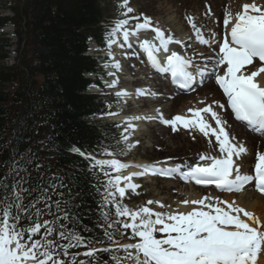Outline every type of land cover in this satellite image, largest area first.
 Segmentation results:
<instances>
[{
    "label": "snow or ice",
    "instance_id": "1",
    "mask_svg": "<svg viewBox=\"0 0 264 264\" xmlns=\"http://www.w3.org/2000/svg\"><path fill=\"white\" fill-rule=\"evenodd\" d=\"M126 9L122 15L131 13L128 0H122L119 5ZM138 19V18H134ZM197 41L201 44H215L217 37L212 33L208 39L204 38L202 30L197 27L192 17H188ZM128 19H120L107 33L109 49L116 43L113 39L118 33L122 35L125 44L130 35H136L140 30L151 28V19L143 17L142 23H137L134 29H128ZM223 24L225 35L218 44L219 52L213 60L209 58L215 72L221 66L223 74H217L216 83L227 98V106L231 109L236 120L244 122L248 128L257 133H264V83L256 77L264 73V66L250 74L242 71L246 65L253 64L258 59L264 62V5L244 3L241 10L232 13L225 11ZM155 33L152 40L140 42V48L146 53L148 61L160 72L171 73L172 82L180 88L188 89L193 84L196 76L204 77L206 68L195 67L191 57L171 51L166 55L163 63L157 58L156 53L163 50L169 53V45L173 42L180 44L171 35L166 36L158 27L152 28ZM123 46V45H121ZM131 47V44H128ZM109 55L111 53L109 52ZM107 66V65H106ZM113 67L119 69V62ZM194 69V70H190ZM114 75V73H109ZM118 83L113 80L108 87H115ZM147 90L137 89L136 95H146ZM126 90L116 92L118 98L128 96ZM220 109L225 107L218 101H213ZM159 113V109L156 110ZM190 117L175 115L172 119H165L162 114L159 119L166 125H171L172 131H177V124L185 129L198 130L205 137L210 134L215 137L219 146L220 156L201 154L199 162L195 165L176 164L172 167H159V162L153 164H128L114 158L116 153L107 149L101 155L113 157L111 159H97L80 149L73 147L72 152L79 153L91 162L93 169L98 168L108 177L105 184V203L114 205L116 219L111 220L108 213H103L107 225L104 236L110 242V247L94 248L93 243L86 240L74 230H69L61 220H69L70 214L66 208L68 201L64 200L63 193L59 199L53 201L52 196L57 189L65 185L62 177H50L44 186L43 177L41 184L25 188L24 184L30 177L21 176L25 171L19 162L13 161L10 171L0 179V264H100L97 254L100 252L119 253L110 259L114 264H257L258 256L264 254V222L256 217L253 212L246 211L236 205L235 201L229 203L219 197H204L196 200H184L183 204L198 205L188 212H158L148 206L130 209L127 205L118 202L117 193L124 197L126 190L136 191L140 185L132 182L133 177L146 174L172 176L178 174L185 181H194L197 185H214L217 189L227 192H238L246 185L254 182L255 188L264 193V153L257 152L255 156L254 174L242 173L241 166L236 164L235 158H240L247 152L243 144L234 143L235 137L230 136L226 130L227 121L211 105L202 108L188 109ZM117 115V113H108ZM151 116H133L131 120L154 119ZM209 118L215 122V127L209 123ZM134 126L129 122L125 132ZM124 142L128 136L121 134ZM134 145L128 144L131 148ZM123 154V149H121ZM171 159V158H169ZM32 164V160H27ZM129 167L141 169L122 175V171ZM185 167L187 170H185ZM37 168L39 165L37 164ZM110 171H105V169ZM112 173H116L112 175ZM12 178V183L7 182ZM123 183V186L121 184ZM36 198L25 206V194ZM214 200V202H213ZM207 201V202H206ZM156 203L164 207L160 201H147V204ZM43 207H39V205ZM227 205V210L221 205ZM55 208V212L53 211ZM241 214H243L242 218ZM45 215L52 219H43ZM26 218L30 221L28 226L21 227L20 221ZM127 218V219H124ZM123 220V222H121ZM119 225L124 231L131 229L132 243L120 244L114 239L113 229ZM103 226V225H102ZM42 232V234H41ZM157 233L161 234L157 236ZM39 236V238H35ZM56 237L53 239L52 237ZM25 237H27L25 239ZM60 241H66L61 243ZM86 247L88 251L69 254V249ZM79 256L85 259H79Z\"/></svg>",
    "mask_w": 264,
    "mask_h": 264
},
{
    "label": "trees",
    "instance_id": "2",
    "mask_svg": "<svg viewBox=\"0 0 264 264\" xmlns=\"http://www.w3.org/2000/svg\"><path fill=\"white\" fill-rule=\"evenodd\" d=\"M3 1L12 15H0V29L12 26L17 41L15 60L8 64L12 43L0 31V179L13 161L25 169L21 176L30 177L25 188L41 184V177L44 186L59 182L49 181L50 177H62L65 187L57 189L52 200L59 199L62 192L70 217L60 223L93 241L90 247L110 245L102 215L108 213L111 220L116 219L114 205L105 203L108 177L93 169L89 159L71 151L75 147L88 155L106 157L101 153L107 149L116 153L115 157L123 155L118 126L93 120L110 113L109 103L86 92L92 83L86 74L102 72L98 59L86 54L87 45L93 40L99 50L108 47L107 33L112 26L107 12L100 0ZM29 159L32 164L27 163ZM7 182L11 184L12 178ZM35 198V193L25 194V206ZM29 223L22 218L20 226ZM108 231L114 232L116 241L124 236L119 225ZM86 249L71 248L69 254ZM114 254L124 255L122 251L100 252L97 257L100 264H114L110 259Z\"/></svg>",
    "mask_w": 264,
    "mask_h": 264
},
{
    "label": "bare ground",
    "instance_id": "3",
    "mask_svg": "<svg viewBox=\"0 0 264 264\" xmlns=\"http://www.w3.org/2000/svg\"><path fill=\"white\" fill-rule=\"evenodd\" d=\"M135 1L136 0H132L130 2L131 5H135ZM139 2L141 3V10L145 14H147L148 17L152 16L150 18L152 20L151 28L140 30L136 35H130L128 43L122 44L123 49L125 46L129 48L128 44H131V47L129 49L133 48L135 49V52H137L136 55H134V56H137V58L132 57L133 55L132 56L130 55V57H128V60H129L127 63L128 68L126 66L122 67V64H121L122 57H119V56H114L113 63H112L114 64L115 62H119L120 64L119 69H120L121 75L123 76L120 82L125 83V84L131 83V85L136 90L144 88V87L142 88V86L140 87V85L145 84L144 80L139 77L140 75H142L141 77H143V75H145L144 77H146L147 75L151 73L153 74V71L150 67V64H149L150 62L148 61L147 55L140 48V42H142L143 40L153 39L155 33L152 31V28L158 27L161 31L165 33L166 36L171 35L174 38V41L175 40L181 41L180 44H176L175 42L171 43L169 47V50H170L169 53L171 51H177L179 49L180 54L191 57L193 63H196V62L203 63L204 62L203 64L205 65H203L202 63H201L202 65L201 64H195V65L193 64V65L195 67L205 66V68H207L208 70L206 72L211 74L213 72L211 70L213 69L214 65L212 62H209V58H212L214 60L215 57L218 55V52H219L218 44L222 42L223 37L225 35L226 30L223 24L225 11L230 10L232 13H235L241 10V6L244 3H252L253 0H240V1L230 0L229 3H227L224 0H162L161 2L160 0H139ZM255 2L258 5H264V0H255ZM207 7L208 9H206ZM173 8L177 10V13L178 12L180 13L178 20H176L177 15L173 16V11H174ZM188 17H192L194 21L196 22V24L198 23V26L202 24L203 28L201 27L200 28L202 30V33L205 39H208L212 33H215L217 37V43L207 44V45L201 44L199 41H197L194 30H193V34H187L188 33L187 31H189L188 27L190 26L188 19H187ZM132 18L133 19L131 20L130 26L127 27L130 30L134 29V26L137 23H142L140 18L138 19H134L136 17H132ZM121 49L122 48H120L119 45L115 47V50L120 51ZM169 53H165L163 52V50H161L160 52L156 53V55H157V58L160 59L159 57H161V55L163 58H166V55ZM134 58L138 60V64L142 65L145 72H140L138 69L134 68V61H135ZM261 66H264V65L254 60L253 64L246 65L242 71H244L245 74H250L251 72L259 69ZM223 67L224 66H221L218 69L217 74H223ZM114 75L116 76L115 72H114ZM160 80H162L164 83V87L162 89H167V91L173 95V97L171 98V101L169 102V107L165 110V113H171V112H174V110L176 111L179 110L178 112L179 115L190 117L191 113L187 111L188 109L202 108L204 104L207 105L211 103V106L213 107V109L220 114L223 120L227 121L226 130L229 132L230 136L235 137V141L233 142L237 144L245 142L247 152L239 158V163L237 162L236 164L241 166L242 173L248 174V172L245 171V168H247V166L251 163L250 165H253V167H250L252 168L250 172L252 173L254 169V165H255L256 153L257 152L264 153V136L255 135L254 133L250 132V130H247V129L243 130L244 128L242 124L235 122L231 118V113L227 106V98L224 96L222 89H219L216 86V83H215L216 81L213 82L208 79L205 80V82H203L201 85L194 86L193 88H191V89H195L194 91L196 92L195 97L193 96V94L186 97L184 93L178 92L172 86H170L171 84H169V86H166L165 84H167V79L165 77H161ZM256 80L260 83H264V73L259 74L256 77ZM156 85H152V84L149 85L148 89H145L147 90V94L143 95L144 98L141 100L147 104V108L149 109L154 108V109L152 110L150 109L151 111H148V112L146 111L145 113L144 112L139 113L137 114V116H140V117L151 116V117L158 118L159 115L162 114L159 111V114L156 115L157 111L155 109V106L152 105L153 103H151V98L154 100V98L152 97L153 95L152 92L155 93V92L161 91V89L160 90L157 89L158 87L155 88ZM128 93L130 97L132 96L131 99L132 101H134L132 102L133 104L138 103V101H140V100H135L136 98L133 97V95H131L130 92ZM189 97L191 100L186 101V99ZM160 98H156L155 102L161 100ZM199 100L203 101L204 104L202 105L201 104L202 102H200ZM223 100H224V105H225L223 109H220L216 104H213V101H218L221 104ZM150 113H154V114H150ZM163 116L166 117V114H164ZM131 117L133 116L119 117L117 119L122 120L123 122H126L127 125L130 122L134 127L136 126L134 124L142 122L143 120L145 123L152 122V121L156 122L155 120L156 118L143 119V120L142 119L131 120L130 119ZM157 122L155 123V125L161 127L160 129H162L160 130V132H162L161 136L155 135V133L152 132L149 128L139 129L138 124L135 129L136 130L138 129V131L141 132L140 138L144 139L143 142L147 143L145 141L147 136L150 138L153 145L149 146V152L151 155L156 156V158L158 159H163V158H168V157L180 158V157L185 156L186 154L195 155L197 151L206 147L207 145H211L212 146L211 150L213 151L215 149H219V146H217L218 144L215 143L214 136L209 135L208 137H205L203 134L197 133L196 130H189V132L191 133L190 134L188 133L187 130L185 131L181 128L173 132L170 125L166 126L164 123L161 122L160 119H157ZM209 123L212 124L213 127H215L214 121L211 120V122L209 121ZM164 135H167L166 139L164 138ZM196 163L197 162H190L189 165H195ZM130 164H141V163L131 162ZM159 167L164 168L166 166L159 165ZM136 171H141V169H138L135 167H129V170L125 171L124 175H128L129 173L136 172ZM172 176H174V179L171 184H167L166 183L167 180L165 179V178H171V176L156 175V178H153L151 174H146L142 177L146 179H150L152 181L154 180V183L151 184L152 189L158 191L159 194L163 193L167 197V200L172 199L174 196H177V198L180 197L182 201L186 199L196 200V199H201L204 197H211V198L219 197L220 200L227 201L229 203L235 201L236 205L243 207L246 211L253 212L256 217L260 218V220L264 222V197L258 195L254 191L252 185L247 186L246 188L241 190L239 193H232V194L221 193L219 195H215L212 197V192H214L216 189H212V190L206 189L205 195L204 193L203 195L200 193L194 194L193 190H198V191L200 190L203 191V190L197 186H191V188H189V185L185 186V188L182 189L181 188L182 185L180 184L186 183L187 181L183 180L177 174H174ZM132 182L135 183L134 180H132ZM121 186H123V183ZM182 201L174 203L177 206V208L183 209L184 207H187V209H192L193 207H199L198 205H192V204L185 205L182 203ZM221 206L227 210L226 204L221 205ZM241 216L242 218L247 219L243 217V214H241ZM257 264H264V254H261L260 256H258Z\"/></svg>",
    "mask_w": 264,
    "mask_h": 264
},
{
    "label": "rangeland",
    "instance_id": "4",
    "mask_svg": "<svg viewBox=\"0 0 264 264\" xmlns=\"http://www.w3.org/2000/svg\"><path fill=\"white\" fill-rule=\"evenodd\" d=\"M131 1L132 0H128V7H131L132 9H134L135 12H136V15H137V16H131V17L140 18V20L143 22V17H145V16L148 17V15L145 14L141 10V3L139 2V0L135 1V5H131V3H130ZM161 1L162 0H160V2ZM237 1H240V0H237ZM3 2H4L3 0H0V15L1 16H9L10 17L12 14L6 7H4V5H3L4 3ZM100 2H101V5L105 8V10L107 12L108 21H109L110 24L115 26V22L117 20L128 19V24L126 25V27L130 26V23H131V21H130L131 18H130V15H129L130 13H127L126 16L122 15V13L126 12V9L119 6L122 3V0H100ZM206 9H208V7ZM134 10H133V12H134ZM173 10H174L173 11V16L177 15V19L176 20H178L179 16H180V13L179 12L177 13V10L175 8H173ZM207 11H209V10H207ZM151 17L152 16H149V18H151ZM182 19H183V17H182ZM213 21H215V20H213ZM194 23L196 24L195 21H194ZM196 26L203 28L202 24L200 26H198V23H197ZM188 30H189V31H187L188 33L186 32L187 34H193V28H192L191 24L188 27ZM0 31L4 32L6 37L12 43V46H10L8 48V50H9V59L7 60L8 64L9 63L11 64L15 60L16 54H15V46H14V44L17 41L16 37L13 34V27L7 25V26L1 28ZM206 36H208V35H206ZM121 38L122 37L120 36L119 33L115 36L114 39L116 40V43H114L112 48H111V52H110L111 55H109L108 52L97 53L98 52V48L96 47L95 44H92V42L89 44V48H88L87 53L89 55H92V56H95V57H98V56H100V57L103 56L104 57L105 55L107 57H111V58L112 57L114 58V56L122 57V61H121L122 67L126 66L128 68V66H127V63L129 61L128 57H130V55L131 56L133 55L132 57H136L137 58V56H134V55H136L137 52H135V49L133 50V48L129 50V48L127 49V48L124 47V49H125L124 50L123 46H121L123 44V42L121 41ZM117 45H119L120 48H122L120 51L115 50V47ZM136 58H134V60H135L134 61V68L138 69L140 72H145V70L142 67V65L138 64V60ZM111 62L112 61H110L107 64H101V68H102V70H104V73H105V78H102V77L100 78V82H101V85H102L101 89H99V90L98 89H94L95 90L94 92H93V89H92L91 92H90V93H93V94H99V95L101 94L104 97V100L107 101L109 103L110 107H112V109L114 110L112 113H117V115H111L110 117H107L106 119L104 118L105 121H107V122H115L116 119L119 118V117H129V116H132V115L136 116L139 113H142V112L145 113L146 111L148 112V111H151L152 109H154V108H152V109L150 108L151 109L150 110L149 108H147V104L145 102L141 101L144 98V96H142L143 98L139 97L138 99L140 101H138V103H135V104L132 103V102H134L131 99L132 96L130 97L128 95V96L123 97V98H118L116 96V92H118L120 90H126L127 92L133 93L135 88L131 85V83L125 84V83H121L120 82L122 80V77H123L121 75L120 69L116 68V70H114V72L116 73V76L115 75H109V73H113L112 69L115 68V67L112 66ZM203 65H205V64H203ZM141 76L142 75H140L139 77L142 78L144 80V83H145L143 85H140V87L141 86H142V88L144 87L143 89H148L149 85H151V84L152 85L160 84L159 86L156 85L155 88L158 87L157 89L158 90L161 89V91L160 92H155V93L152 92V94H153L152 97L154 98V100L151 98V103H153L152 105L155 106V109L156 110L157 109H161L159 111L162 113V115L166 114L165 119H172V117H174L176 115V113L178 114V112H179L178 109H177L178 111L174 110V112L165 113V110L169 107V102L171 101V98L173 97V95L170 94L167 91V89H164V90L162 89L164 87V85H161V84H163L162 81L160 79H158V78L156 79V77L154 75H152V74L147 75L146 76L147 78L144 77L145 75H143V77H141ZM153 76L155 77V80H154ZM90 77L93 78L94 76H90ZM212 79H213V77L212 78L210 77V80H212ZM113 80H117L118 81L116 86L115 87H111V88L108 87L107 85L110 84ZM145 81H147V82H145ZM125 88H127L128 90L125 89ZM156 93H157V95H156ZM135 94H136V92H135ZM191 94H193V96L195 97L196 92H194V93H189L188 92V94H185V96L187 97V96H189ZM131 95H134V94H131ZM169 95H172V97L169 98ZM134 96H136V95H134ZM161 96H163V97H161ZM156 98H160L161 100L155 102ZM188 100H191L190 97L186 99V101H188ZM199 101L202 102L201 103L202 105L204 104L203 101H201V100H199ZM221 104H224V100L222 101ZM207 105H211V103L207 104ZM205 106H206V104L203 105V107H205ZM154 113H150V114H154ZM157 114H159V113H156V115ZM96 119H98V118H96ZM104 119H101V120L104 121ZM157 119H159V117L155 119L156 122H157ZM117 120H119V119H117ZM119 121H122V120H119ZM209 121L211 122L210 118H209ZM156 122L152 121V122L145 123L144 120H143L142 122L138 123L139 129L140 128H144V129L149 128L152 132L155 133V135H160L161 136L162 132H160V130H162V129H160L161 127L155 125ZM124 123H126V122H124ZM134 125H136L135 126V128H136L137 124H134ZM170 127H171V125H170ZM179 128H181V126L177 124V129L179 130ZM124 129H126V128H124ZM186 130L188 131L190 129H185V131ZM140 133L141 132L138 131V129L137 130L135 129V131L129 129L126 132V134H125V135L128 136V141L126 142V144L127 145L128 144L134 145L131 148L127 147L126 151L128 153V157H127V160L125 161L126 163L127 162L129 163L130 160L134 161V162H137V163L140 162L141 164L145 163L147 160L150 161V162L152 161V163H154L158 159V158H156V156L151 155L150 152H149V146L153 145V143L151 142L150 138L147 136L146 139H145V141L147 143H145V142H143L144 139L140 138ZM188 133H190V132L188 131ZM197 133H198V130H197ZM199 134H200V132H199ZM260 136H263V135H260ZM164 138L166 139L167 135H164ZM240 144H243L246 147L245 142L244 143H240ZM210 146L211 145H207L206 147L200 149L199 151L196 152L195 155L186 154L185 156L180 157V158H176V157H168V158H171L170 161H172V162L175 161V160H181V159H183L185 161H190V162H199V156L201 154H206V155H211L212 154L213 156H215L214 155L215 154V150L214 151L211 150L212 146L211 147ZM215 146H216V144H215ZM220 155L221 154H219L218 156H220ZM175 163H178V162H175ZM250 164L245 169L250 170ZM251 167H253V165H251ZM172 181L173 180L168 179L166 183L167 184H171ZM153 183H154V180L153 181L152 180H149V181L140 180L138 182V185H140V187L137 188L135 192H133L131 190H126V193H125L124 197L121 198V203L123 205H127L128 208H130V209H137L138 207L148 206V207L152 208L154 211H158V212H169V213H172V212L179 211V212H185L186 213V212L192 210V209H187V207H184L183 209L177 208V206L174 203L175 202H181L182 199L180 197L177 198V196H174L176 198L173 197L172 199H168L167 200V197L163 193L159 194L158 191L152 189V185L151 184H153ZM180 185H182L181 186L182 189L185 188V186H188L186 183H181ZM189 188H191V187H189ZM202 190L203 191H201V190L200 191L193 190V191H194V194L200 193V194L203 195V193H204V195H205L206 189H202ZM149 200L160 201L161 204L164 205V207H160L156 203H153V204L149 205V204H147V201H149ZM128 235H130V236L132 235L131 231H130V233H128ZM159 235H161V234L157 233V236H159ZM129 242H134V240L129 241Z\"/></svg>",
    "mask_w": 264,
    "mask_h": 264
}]
</instances>
